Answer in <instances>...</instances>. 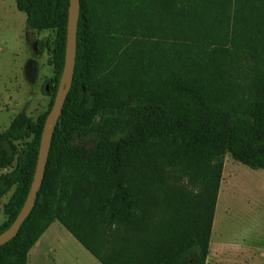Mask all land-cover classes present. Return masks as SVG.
<instances>
[{
    "label": "trees",
    "instance_id": "trees-1",
    "mask_svg": "<svg viewBox=\"0 0 264 264\" xmlns=\"http://www.w3.org/2000/svg\"><path fill=\"white\" fill-rule=\"evenodd\" d=\"M15 1L31 29L57 30V91L71 0ZM79 3L43 183L0 264H28L55 221L102 264H206L225 155L264 169V0ZM48 115L20 112L0 129V236L31 191Z\"/></svg>",
    "mask_w": 264,
    "mask_h": 264
},
{
    "label": "rangeland",
    "instance_id": "rangeland-1",
    "mask_svg": "<svg viewBox=\"0 0 264 264\" xmlns=\"http://www.w3.org/2000/svg\"><path fill=\"white\" fill-rule=\"evenodd\" d=\"M15 0H0V129L25 112L36 119L50 113L58 90L52 58L56 29L37 31ZM39 40L48 46L40 52ZM249 72L239 79L247 82ZM55 95V97H54ZM5 170H0V174ZM14 188L1 200L8 203ZM0 216V225L6 221ZM93 243V246L97 247ZM28 264H100L58 221L47 229L29 253ZM206 264H264V169L254 170L225 155L223 179Z\"/></svg>",
    "mask_w": 264,
    "mask_h": 264
},
{
    "label": "water",
    "instance_id": "water-1",
    "mask_svg": "<svg viewBox=\"0 0 264 264\" xmlns=\"http://www.w3.org/2000/svg\"><path fill=\"white\" fill-rule=\"evenodd\" d=\"M79 8V0H71L68 16L67 63L59 85L56 99L53 104V108L49 113L45 123V129L40 144L37 171L31 187V191L22 210L18 214L11 228L0 236V246L10 241L18 234L22 224L35 207L38 193L43 183L53 132L74 78L77 54Z\"/></svg>",
    "mask_w": 264,
    "mask_h": 264
},
{
    "label": "crops",
    "instance_id": "crops-1",
    "mask_svg": "<svg viewBox=\"0 0 264 264\" xmlns=\"http://www.w3.org/2000/svg\"><path fill=\"white\" fill-rule=\"evenodd\" d=\"M59 222V221H58ZM60 223V222H59ZM61 224V223H60ZM62 225V224H61ZM63 226V225H62ZM64 227V226H63ZM102 230V229H101ZM92 232H94V233H97V231L96 230H92ZM70 233V232H69ZM71 234V233H70ZM44 235V234H43ZM72 235V234H71ZM73 236V235H72ZM74 237V236H73ZM107 237V236H106ZM75 238V237H74ZM41 239V238H40ZM39 239V240H40ZM76 239V238H75ZM36 245V244H35ZM83 246V245H82ZM84 247V246H83ZM106 247H109V246H106ZM85 248V247H84ZM33 249V248H32ZM86 249V248H85ZM87 250V249H86ZM91 253V252H90ZM93 255V254H92ZM97 259V258H96ZM98 260V259H97ZM99 261V260H98ZM100 262V261H99ZM100 264H102L101 262H100Z\"/></svg>",
    "mask_w": 264,
    "mask_h": 264
}]
</instances>
